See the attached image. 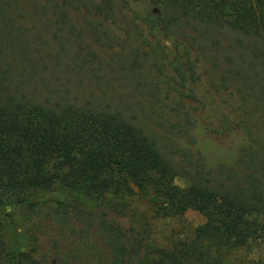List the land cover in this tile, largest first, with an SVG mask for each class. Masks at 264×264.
<instances>
[{
	"label": "trees",
	"instance_id": "obj_1",
	"mask_svg": "<svg viewBox=\"0 0 264 264\" xmlns=\"http://www.w3.org/2000/svg\"><path fill=\"white\" fill-rule=\"evenodd\" d=\"M200 123L241 135L233 163L184 144ZM54 189L92 206L35 199ZM140 202L204 222L153 245ZM36 218L58 230L49 246ZM92 229L105 254L85 248ZM255 242L264 0H0V264H231Z\"/></svg>",
	"mask_w": 264,
	"mask_h": 264
},
{
	"label": "rangeland",
	"instance_id": "obj_2",
	"mask_svg": "<svg viewBox=\"0 0 264 264\" xmlns=\"http://www.w3.org/2000/svg\"><path fill=\"white\" fill-rule=\"evenodd\" d=\"M195 144L190 145L184 140V144L192 147L193 150L201 152L209 165H216L218 163L231 164L235 161L237 156V149L242 138L240 134H235L232 137L215 136L206 132L202 123L194 130ZM37 200L47 203V206H58L65 201H74L75 203H84L87 207H91L92 203L88 199L76 193H69L62 189H54L48 192H41L36 196ZM139 209L145 212L150 218L152 224V235L150 244L166 245L170 242L179 239L190 238L193 236L196 228L200 226L204 219L194 211H188L180 216L174 217H153L152 212L147 209L143 202L138 203ZM40 223V227L33 226L31 239L38 238L40 245L51 244V242L58 235V230L52 225H45L42 219H35ZM43 223V225H41ZM31 227V226H30ZM68 232L72 230L66 227ZM83 244L88 253L91 255L105 254L104 236L99 229H92L87 235H83ZM74 236L67 238L65 244H70ZM226 260L231 264H264V243L255 242L238 250L230 251L226 255Z\"/></svg>",
	"mask_w": 264,
	"mask_h": 264
}]
</instances>
